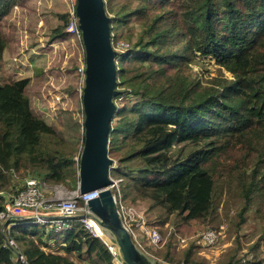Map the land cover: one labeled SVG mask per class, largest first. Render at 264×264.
Instances as JSON below:
<instances>
[{
	"label": "trees",
	"instance_id": "obj_1",
	"mask_svg": "<svg viewBox=\"0 0 264 264\" xmlns=\"http://www.w3.org/2000/svg\"><path fill=\"white\" fill-rule=\"evenodd\" d=\"M22 1L0 0V22ZM134 1L136 7L119 17L128 23L136 16L140 29L135 42L128 35V50L120 54L117 85L126 83L140 98L132 103L126 97L120 106L119 92L109 144L110 151L125 150L121 171L131 175L123 190L135 180L148 200L192 221L214 211L217 176L228 173L239 181L243 222L254 198L264 195V0ZM69 18L68 11L59 14L50 42L68 34ZM2 50L0 31V58ZM197 57L214 61L228 74L198 78L192 66ZM30 81L29 76L0 81V186L4 171L26 157L43 162L31 171L34 176L75 189L81 152L76 161L62 148L56 128L33 108L26 92ZM178 139L208 147L178 160L171 151ZM5 203L0 193V212ZM9 224L3 229L0 223V264H16L5 237L15 240L30 264H78L69 253L88 264H116L109 245L77 217L60 229L22 219ZM44 233L63 239L58 252L45 249ZM198 238L199 233L191 239V249L201 245Z\"/></svg>",
	"mask_w": 264,
	"mask_h": 264
},
{
	"label": "rangeland",
	"instance_id": "obj_2",
	"mask_svg": "<svg viewBox=\"0 0 264 264\" xmlns=\"http://www.w3.org/2000/svg\"><path fill=\"white\" fill-rule=\"evenodd\" d=\"M105 3L109 15L117 17V21L112 22L114 45L119 46L122 41L126 42L128 35L131 34L135 42L140 29L136 16L128 23L119 21V17L134 9L137 2L105 0ZM67 11L65 0H23L12 9L0 22L3 37L0 81L31 77L26 92L31 98L33 108L56 128L59 139H62V148L77 161L82 151L84 136L82 89L85 76L79 71V67L84 63L85 49L82 38L72 32H68L62 39L50 42V34L58 23L59 14ZM119 48L118 67L120 54L122 56V53L128 50H124L122 46ZM192 66L196 76L203 80L217 74H228L214 61L199 57L195 58ZM117 88L121 92L117 99L120 106L127 100L135 103L140 98L127 87L126 83L118 84ZM122 96L124 98H121ZM116 120L117 117L114 123ZM52 146L58 144L53 142ZM207 147L206 142L195 143L178 139L171 151L175 159L182 160ZM124 151L122 149L110 151V156L115 160V165L111 168V178L114 180L112 189L120 201L129 227L134 230L137 240L154 255V260L159 264H180L183 261L189 264H249L261 261L264 264L263 194L259 193L254 198L244 214L245 220L241 222L244 198L238 189L239 181L228 173H223L217 176L219 182L214 198V211L206 217L185 221L180 213H170L161 203L148 200L144 195L146 190L141 189L135 180L127 190H123V183L129 180L128 176L131 175L121 171L126 167L121 166ZM226 157L227 155L224 156ZM42 164L43 162L38 160L33 162L24 157L17 166L4 171L6 178L4 184L0 186V192L6 201L17 193L26 177L34 176L31 171H36ZM132 175L137 176L136 173ZM61 185L65 191L64 197L74 190L69 184ZM54 186L55 184L48 182L47 195H53L51 192L54 191ZM11 220L15 218H0V223L4 227L2 228L10 229L13 224L8 223ZM152 228H157L164 237L158 246L151 244L147 239L148 231ZM207 228L219 230L220 241L214 246L198 245L191 249L193 246L190 243L191 239ZM44 235L48 243L45 249L58 252L63 239L55 233ZM49 235L52 237L51 240L48 238ZM182 238L187 239L186 242H182ZM68 256L78 264H88L75 253H69Z\"/></svg>",
	"mask_w": 264,
	"mask_h": 264
},
{
	"label": "water",
	"instance_id": "obj_3",
	"mask_svg": "<svg viewBox=\"0 0 264 264\" xmlns=\"http://www.w3.org/2000/svg\"><path fill=\"white\" fill-rule=\"evenodd\" d=\"M105 4V0H77L76 6L85 49L84 142L78 171L79 186L82 193L98 190V196L87 202L90 213H78L73 217L93 219L113 239L127 264H159L135 241L124 223L112 190L111 168L115 160L110 156L109 144L118 109L115 98L120 92L117 88L120 51L113 46L112 17ZM5 241L15 252L16 264H19V251L10 244L8 237Z\"/></svg>",
	"mask_w": 264,
	"mask_h": 264
},
{
	"label": "built area",
	"instance_id": "obj_4",
	"mask_svg": "<svg viewBox=\"0 0 264 264\" xmlns=\"http://www.w3.org/2000/svg\"><path fill=\"white\" fill-rule=\"evenodd\" d=\"M68 6V12L70 13L69 22L67 25V32L77 34L82 38L81 29L79 27L78 15L76 12L77 0H65ZM113 46L118 49L119 46L126 47L128 43L121 42L119 46ZM120 51V48L118 49ZM79 71L85 76V57L84 63L79 67ZM48 182L35 176H29L24 179L23 188H21L15 195L9 197L5 203V209L0 212V218L11 219L15 217H21L22 220L28 223L49 224L53 225L57 229L67 227L68 220L76 216L78 213H90L89 206L87 204L89 199L98 196V190H93L87 193H82L79 186V179L77 187L70 192L68 196L64 197L65 191L62 189L61 184H55L54 191L51 192L52 196L47 195ZM1 193V192H0ZM115 195V194H114ZM118 207L120 201L115 195ZM80 200L84 201V204H80ZM121 215L123 217L125 225L131 231L136 242L142 249H146L136 237L134 230L129 227L126 215L123 212L121 205L119 207ZM66 217V218H65ZM68 217V218H67ZM85 227L90 229L94 234L98 235L93 227L95 221L89 217H77ZM151 244L158 246L164 240L162 233L157 228H152L148 231V238ZM221 239V233L217 229L207 228L199 233L197 242L201 245L214 246ZM182 242H186L187 239L182 238ZM11 245L18 249V245L14 239H9ZM110 247V245H109ZM112 247V246H111ZM111 249V248H110ZM114 254V262L116 264H127L123 259L118 260L116 251L111 249ZM147 251V249H146ZM147 253L154 257L152 253ZM19 264H30L28 257L19 251L18 254Z\"/></svg>",
	"mask_w": 264,
	"mask_h": 264
},
{
	"label": "bare ground",
	"instance_id": "obj_5",
	"mask_svg": "<svg viewBox=\"0 0 264 264\" xmlns=\"http://www.w3.org/2000/svg\"><path fill=\"white\" fill-rule=\"evenodd\" d=\"M93 223V227L96 231V233L99 235V236H102L107 242L108 244L111 243V246L114 248V250L116 251V254H117V257H118V260H122L121 258V255H120V252L118 251V248H117V245L116 243H114L111 239H109V236L105 233V231H103L98 224Z\"/></svg>",
	"mask_w": 264,
	"mask_h": 264
},
{
	"label": "crops",
	"instance_id": "obj_6",
	"mask_svg": "<svg viewBox=\"0 0 264 264\" xmlns=\"http://www.w3.org/2000/svg\"><path fill=\"white\" fill-rule=\"evenodd\" d=\"M35 109V108H34Z\"/></svg>",
	"mask_w": 264,
	"mask_h": 264
}]
</instances>
